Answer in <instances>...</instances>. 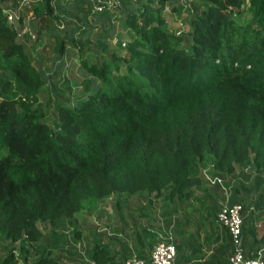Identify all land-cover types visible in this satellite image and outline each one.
Masks as SVG:
<instances>
[{
    "label": "trees",
    "instance_id": "trees-1",
    "mask_svg": "<svg viewBox=\"0 0 264 264\" xmlns=\"http://www.w3.org/2000/svg\"><path fill=\"white\" fill-rule=\"evenodd\" d=\"M17 1L0 0V240L30 248L32 264H60L51 248L59 237L43 238L38 224L75 228L84 202L113 194L188 199L206 160L215 177L251 168L253 188L263 184L240 233L245 256L261 251L264 260V0H184V47L172 16L181 0H119L100 12L88 0H34L26 11L37 18L36 40L55 30L57 15L75 20L46 45L58 58L77 56L85 82L74 103L56 91L43 105V70L2 13ZM101 36L123 51L91 53ZM226 236L203 264L226 263ZM88 257L112 264L101 243ZM0 264H17L13 250Z\"/></svg>",
    "mask_w": 264,
    "mask_h": 264
},
{
    "label": "rangeland",
    "instance_id": "rangeland-1",
    "mask_svg": "<svg viewBox=\"0 0 264 264\" xmlns=\"http://www.w3.org/2000/svg\"><path fill=\"white\" fill-rule=\"evenodd\" d=\"M181 4L183 5L180 9L179 13H172V16L174 19H177V29L175 32V40L174 43H176L177 47H184L186 45V37L185 33L182 30V23L188 21L189 14L186 12V8H188L189 5H184V0H181ZM55 12H57L55 10ZM168 12V8H167ZM179 15L184 16L183 18L179 19ZM57 19L53 22L52 26L55 27V30H53L52 33H50L49 30H41L40 31V37L34 41L28 40L24 34H20L17 36V41L21 42L23 45L26 46L29 53V59L33 64H38L40 68L43 70L44 73V80H43V86L41 88L42 94L40 95L39 103L43 105L48 100H54L57 96H62L56 91H60L63 94L64 97L70 98V103H74L75 96H80L82 93V89L80 88L81 85L85 84V82L82 80V78L79 76L78 73V67H79V59L77 56L73 55H67L65 52H63L61 58H58L56 55V52L53 51V48L55 47L54 44L52 45H46L48 40H53V34H57L58 38H62L65 36L64 32L60 31L56 26L59 25V20L61 23H63L64 26L69 25L71 26L72 23L75 21L74 19L70 18L69 16H65V19L62 18L60 15H57ZM118 16V15H117ZM115 16V17H117ZM113 27L115 32H121L124 31L120 19L115 18L113 21ZM27 28H29L34 34L36 35V32L39 29V26L37 24V18H35L33 21L26 24ZM181 32L183 34L182 37L177 36V33ZM100 40L102 42V45L100 46L97 43L91 42L89 47L92 49L90 50L91 53H93V48H98L103 51V53L109 55L112 52H122L123 49L119 48L116 43L115 39L108 40L107 38L101 36ZM71 49V48H70ZM87 55V53L85 54ZM87 57V56H86ZM59 62H61V66H59ZM59 66V67H58ZM120 70H123L121 68ZM57 71V74L55 72ZM55 75L60 79L53 81L55 84V88H53V83L50 79L47 78V75ZM135 81L144 82V79H142L139 76H135ZM60 82H66V86L61 85ZM135 82V83H136ZM98 83V81H97ZM67 88L70 89V92L67 93ZM201 167H208L209 164L206 160L201 162ZM210 167V166H209ZM251 170V171H250ZM246 168L245 171L242 173H237L235 176H223L222 177V184L225 187L224 190H220V193H216V190H210L214 193L215 199H217L218 203L221 204L224 203L225 198L228 199V203H239L243 207L242 215L244 218H247L251 214V208H252V200L256 198L258 193L262 191L263 184H259L257 188H253V180H254V172L250 168ZM212 172V171H211ZM213 175H216L215 172H212ZM215 173V174H214ZM248 174L249 177H246ZM250 174V175H249ZM212 175V176H213ZM219 176V175H218ZM210 177V176H208ZM221 177V176H219ZM200 183L196 185L195 188L199 189L202 192H206L208 189H212V186L208 184V181L203 180V178H199ZM194 188V189H195ZM249 188H253L250 190ZM196 189V190H197ZM196 193V192H195ZM142 194V193H138ZM137 194H133L130 196H135ZM120 196H127V195H116L113 194L110 196V198H116ZM129 196V195H128ZM213 196V194H212ZM240 199L241 201H237ZM98 201L88 200L83 203V208L81 212L77 215V221L74 225L75 228H73L71 225H69L67 222H62L58 224L57 226L53 227L48 224H38V228L40 232L42 233L43 238H46L47 240H50L51 237L50 232H54L55 235L58 238L57 245L51 246V248L54 250V252H62L63 255L60 259V264H82V261L84 259L87 260L88 252L96 240V235L99 234V231L102 232H111L112 228H121V220L117 218V215L120 217L125 218V214L129 212L131 214L133 210H127L125 209V203H117L114 206H120L122 207L121 210L118 209L117 211H108L110 214L106 216L115 217V221L109 222L103 221V218L105 214H103L102 209L104 210V207H110V203H97ZM219 206V207H220ZM264 209V208H263ZM106 211V212H107ZM113 212V213H112ZM256 214L258 213L255 211ZM104 222V223H103ZM109 223L106 226V223ZM111 223V225H110ZM105 224V225H104ZM263 224L258 223L256 224L257 228H262ZM112 227V228H111ZM130 228H132L130 226ZM52 244V243H51ZM50 244V245H51ZM13 250V256L17 258V264H32V261L34 259L33 251L30 248H20L18 244L11 245L5 240H0V261L3 259L4 255L9 251ZM261 252V251H260ZM51 255H54L53 253ZM74 258L73 260H70L68 257ZM81 259V260H79Z\"/></svg>",
    "mask_w": 264,
    "mask_h": 264
},
{
    "label": "crops",
    "instance_id": "crops-1",
    "mask_svg": "<svg viewBox=\"0 0 264 264\" xmlns=\"http://www.w3.org/2000/svg\"><path fill=\"white\" fill-rule=\"evenodd\" d=\"M211 171L209 166L204 168L200 166L198 178L205 180L208 176L209 178L217 176ZM222 177L221 175L220 178ZM210 186L212 189L206 192L197 188L193 189L192 197L183 200L169 199L164 194L155 196L145 193L120 196L119 200L115 197L98 200V204L100 202L111 204L110 207L102 209L105 214L104 222L115 221V217L106 216V214L121 210V203H125V209L133 210V212L124 213L125 218L117 215V218L121 220V228L111 227L112 229H109L111 232L106 233L99 231L93 244L106 245L112 254V264H121L131 257L146 259L152 246L169 234L175 247L178 263L200 264L218 246L225 248L224 244L228 240L226 231L215 221L220 203L215 199L214 193H220L223 188L217 184ZM116 202L120 203L119 206H114ZM108 224L107 222L106 226ZM82 264H91L88 256Z\"/></svg>",
    "mask_w": 264,
    "mask_h": 264
},
{
    "label": "built area",
    "instance_id": "built-area-1",
    "mask_svg": "<svg viewBox=\"0 0 264 264\" xmlns=\"http://www.w3.org/2000/svg\"><path fill=\"white\" fill-rule=\"evenodd\" d=\"M34 0H18L12 7L3 8L2 13L5 16V21L14 27L17 31V36L24 34L28 40L34 41L35 34L26 24L33 21L35 17L26 8ZM74 0H60L63 2H72ZM91 2L93 11L100 12L104 9H110L112 6L119 8V0H88ZM62 30L64 25L59 20V25L56 26ZM206 180L211 184H217L224 190L222 179L220 177H206ZM242 206L239 203H228L225 198L215 215V221L218 226L224 229L230 240V253L226 258L225 264H264L261 257V252L258 251L254 256H245L242 246L241 225H242ZM91 264H94L91 262ZM121 264H189L188 262L178 263L176 261V251L171 237L168 234L162 241L154 244L146 259L131 257Z\"/></svg>",
    "mask_w": 264,
    "mask_h": 264
}]
</instances>
